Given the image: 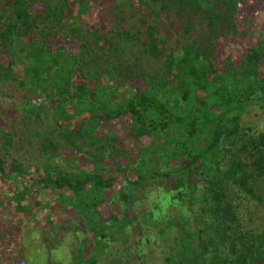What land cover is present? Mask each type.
Returning a JSON list of instances; mask_svg holds the SVG:
<instances>
[{
    "label": "trees",
    "instance_id": "trees-1",
    "mask_svg": "<svg viewBox=\"0 0 264 264\" xmlns=\"http://www.w3.org/2000/svg\"><path fill=\"white\" fill-rule=\"evenodd\" d=\"M0 264H264V0H0Z\"/></svg>",
    "mask_w": 264,
    "mask_h": 264
}]
</instances>
